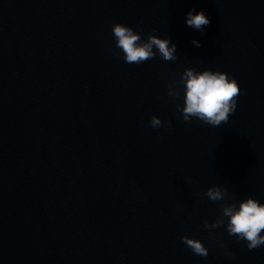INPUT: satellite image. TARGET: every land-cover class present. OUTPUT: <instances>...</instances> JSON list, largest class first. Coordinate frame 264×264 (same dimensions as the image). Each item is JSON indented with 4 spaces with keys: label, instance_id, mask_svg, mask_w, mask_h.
<instances>
[{
    "label": "water",
    "instance_id": "1",
    "mask_svg": "<svg viewBox=\"0 0 264 264\" xmlns=\"http://www.w3.org/2000/svg\"><path fill=\"white\" fill-rule=\"evenodd\" d=\"M117 22L177 59L126 63ZM188 67L236 79L227 123L183 120ZM248 196L264 203V0H0V264H264L227 217L204 228Z\"/></svg>",
    "mask_w": 264,
    "mask_h": 264
},
{
    "label": "clouds",
    "instance_id": "2",
    "mask_svg": "<svg viewBox=\"0 0 264 264\" xmlns=\"http://www.w3.org/2000/svg\"><path fill=\"white\" fill-rule=\"evenodd\" d=\"M209 23L210 19L203 11L196 12L190 9L186 14L187 26L200 31L201 34ZM112 32L116 46L124 53L126 63L141 64L154 58L157 52L165 61L177 59V45L167 37L149 34L147 39L142 40L139 32L119 22L113 24ZM192 43L196 47L202 46L201 42L195 38ZM180 79L183 82L184 103L182 107L177 104V109L185 122H190L195 117L204 124L212 126L227 123L230 114L236 109L237 97L241 92L235 78H230L224 71H213L208 68L196 71L193 67H188ZM168 94L178 98L180 91L169 87ZM162 123L160 117L156 115L150 119L153 128L160 127ZM205 195L212 202L224 201L228 197V189L213 185L206 190ZM225 217L228 218L226 225L228 234L235 236L237 241L246 240L249 250L264 245V235H262L264 233V203L248 196L239 201L238 207L235 202L222 204L221 215L211 223L205 219L204 228L215 229L224 226ZM181 240L194 254L207 258L208 248L200 239L184 235Z\"/></svg>",
    "mask_w": 264,
    "mask_h": 264
}]
</instances>
